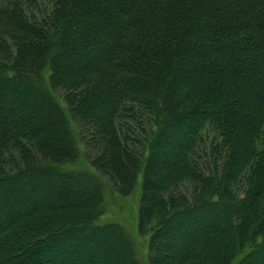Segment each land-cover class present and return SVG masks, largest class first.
Instances as JSON below:
<instances>
[{"label":"trees","instance_id":"16d2710c","mask_svg":"<svg viewBox=\"0 0 264 264\" xmlns=\"http://www.w3.org/2000/svg\"><path fill=\"white\" fill-rule=\"evenodd\" d=\"M49 86L150 264H264V0H0V264H140Z\"/></svg>","mask_w":264,"mask_h":264},{"label":"rangeland","instance_id":"374dc122","mask_svg":"<svg viewBox=\"0 0 264 264\" xmlns=\"http://www.w3.org/2000/svg\"><path fill=\"white\" fill-rule=\"evenodd\" d=\"M49 74L50 70H46L43 73L44 77H48ZM47 79L48 78L44 79L45 82H47ZM50 90L57 98V100L61 102L64 108L66 109L72 131L76 137L77 144L79 147L78 158L73 163H66L60 166L77 170H88L94 176H96L97 179L101 181L103 185L105 199L103 205H101V209L99 210V215H93L95 216L96 222L103 223L114 221L121 224L127 231L129 238H131V241L134 244V247L137 252V258L139 259L140 264H150V234H141L138 230L142 171L139 174V180L135 190L128 196L120 195L106 177L102 176L99 172L95 171L94 168L91 167L89 163L88 149L81 140V123L77 122L71 116V113L68 111L67 105L64 102L63 96L60 91L58 92L52 90L51 88ZM181 189L183 191H186L190 195L193 193L194 186L191 184H186L182 186Z\"/></svg>","mask_w":264,"mask_h":264}]
</instances>
